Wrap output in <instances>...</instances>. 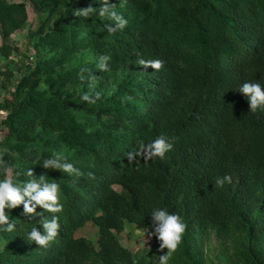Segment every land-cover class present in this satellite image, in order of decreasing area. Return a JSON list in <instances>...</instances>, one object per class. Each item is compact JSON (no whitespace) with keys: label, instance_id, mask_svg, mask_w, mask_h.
Returning <instances> with one entry per match:
<instances>
[{"label":"trees","instance_id":"obj_1","mask_svg":"<svg viewBox=\"0 0 264 264\" xmlns=\"http://www.w3.org/2000/svg\"><path fill=\"white\" fill-rule=\"evenodd\" d=\"M33 1L48 20L35 33L37 67L17 84L0 160L20 173L18 182L32 179L31 169L59 184L64 210L56 214L60 235L46 249L27 233L42 231L54 214L38 208L25 216L23 205L6 210L17 229L0 226V264H155L167 252L156 237L151 248L133 252L119 234L127 223L153 231L156 207L187 224L172 264H207L211 232L245 233L249 248L235 250L232 264H264V109L251 113L238 91L244 82L264 84V0H111L129 21L115 32L106 18L76 16L90 4L98 10L102 0ZM28 18L25 2L0 0L5 38ZM82 49L98 60L63 69ZM103 55L112 58L109 72L98 68ZM140 59H159L163 67L145 68ZM89 73L91 81L113 84V95L71 102L65 87L86 86ZM160 135L175 143L165 159L128 160L129 151ZM54 152L80 175L44 169L43 159ZM226 175L232 183L216 187ZM89 222L98 229L97 245L77 236Z\"/></svg>","mask_w":264,"mask_h":264},{"label":"clouds","instance_id":"obj_2","mask_svg":"<svg viewBox=\"0 0 264 264\" xmlns=\"http://www.w3.org/2000/svg\"><path fill=\"white\" fill-rule=\"evenodd\" d=\"M102 7H93L91 4L83 9L76 10V16H83L91 19L94 16L106 18L111 21L115 27L108 26L110 32L124 30L128 27L129 21L123 14L115 10V4L111 0H102ZM123 6V5H122ZM111 56L103 55L100 58L98 68L101 72H109ZM140 65L145 68L151 67L154 70H160L163 67V61L159 59H140ZM81 80L85 79L83 70L81 72ZM87 79L89 82L94 77L89 73ZM248 100L250 112L255 113L257 110L264 109V84L259 82H244L239 90ZM80 99L87 104H95L103 99L100 92H85ZM175 147L174 139L166 135H160L148 143L141 142L135 152L127 153L128 160L138 161L137 157H142L144 163L153 161L155 158L161 160L166 158V154L173 151ZM6 151V150H5ZM41 166L44 169L57 170L69 175H80V170L76 166L68 162L64 153L54 152L50 157L43 159ZM0 226H6L4 230L8 232L17 229L16 223L11 219L6 210L15 209L23 205L24 215H35L37 209L42 208L45 212L54 214L51 219H46L42 224V231L37 227H32L27 233V240L35 242L39 247L48 248L60 235L61 223L60 216L64 204L61 201V188L57 183L49 182L45 175L35 176L31 169L27 170V176L32 179L24 182H18L20 173L14 171L6 162L0 160ZM225 182L231 184L232 177L226 175L217 178L216 187H223ZM152 229L150 236H155L160 242V250L167 249L166 254L159 256L155 264H170L173 254L177 251L182 243L184 234L187 230V224L183 217L178 213L169 212L167 208L156 207L151 211Z\"/></svg>","mask_w":264,"mask_h":264},{"label":"rangeland","instance_id":"obj_3","mask_svg":"<svg viewBox=\"0 0 264 264\" xmlns=\"http://www.w3.org/2000/svg\"><path fill=\"white\" fill-rule=\"evenodd\" d=\"M8 2H25L28 7L29 18L26 25L17 30L9 38H5L0 24V70L12 71V75L4 74L0 76V139L6 137L8 128L5 119L16 103V89L19 81L36 69L40 54L35 46V33L48 19L46 14L33 0H7ZM54 18L51 19L52 23ZM51 24L48 26L50 27ZM35 58L33 65H27L30 58ZM98 60L94 52L89 49H82L68 56V61L63 69L74 68L77 66H89ZM61 69L60 66L57 67ZM100 92L102 97H110L114 93L113 84H101L94 80L86 86L78 87L77 90L67 86L64 95L71 99V102L80 99L81 95L88 91ZM117 189H121L116 186ZM77 236L90 238L97 245L98 229L92 223H87L78 230ZM246 234L219 237L215 232H211L208 242L204 246V256L207 264H232L231 256L238 248H249ZM119 238L124 246L133 252H141L145 248H151L154 244L155 236H150L148 231L139 230L133 224L127 223L125 230L119 234ZM5 241L0 235V251L4 248ZM172 260V259H171ZM170 260V264L171 263Z\"/></svg>","mask_w":264,"mask_h":264},{"label":"built area","instance_id":"obj_4","mask_svg":"<svg viewBox=\"0 0 264 264\" xmlns=\"http://www.w3.org/2000/svg\"><path fill=\"white\" fill-rule=\"evenodd\" d=\"M34 60H35V58L33 57V58H30V60H28V62H27V65H30V66H32L33 65V62H34Z\"/></svg>","mask_w":264,"mask_h":264}]
</instances>
